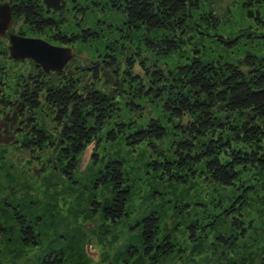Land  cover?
I'll return each instance as SVG.
<instances>
[{"label":"trees","instance_id":"trees-1","mask_svg":"<svg viewBox=\"0 0 264 264\" xmlns=\"http://www.w3.org/2000/svg\"><path fill=\"white\" fill-rule=\"evenodd\" d=\"M199 1L107 0L122 14L124 27L122 40L109 45L111 53L103 57V63L117 69L118 55H124L125 43L133 46L135 42L137 48L142 47L143 54L137 50L138 57L127 59L130 70L117 75L118 88L113 93L95 83L101 78L98 71L93 75L95 80L89 91L80 85L77 77L65 73L59 81L38 82L29 99L30 111L35 117L37 110L46 108L44 112H49L56 134L52 138L44 130L43 122L33 121L27 134L32 138L29 145L54 146L60 141L57 159L63 164L60 172L68 178L76 169L78 155L90 142L98 146L102 140L120 139L128 148L146 145L147 167L161 181L185 184L200 177L225 187L249 188L242 173L248 170L264 173V48L243 51L231 60L219 55L204 57L194 39L210 37L207 31L217 29L219 18L212 9H201ZM17 2L15 15L23 17L37 30L53 27L50 29L53 40L60 43L90 40L84 39L89 37L88 32L68 35L66 30L60 31L58 25L42 13L41 0ZM263 5L264 0H243L247 13L260 22L258 7ZM252 6L256 9L248 8ZM251 34L254 35L239 31L224 37L215 33L212 39L229 50L236 47L243 36ZM186 48L190 49V55L183 53ZM173 54H179L182 60L172 65L166 61L160 64L161 59L166 60ZM136 60L141 73L132 71ZM123 85L126 88L120 93ZM122 98L126 109L134 112V116H121ZM149 105L159 113L148 115L145 108ZM105 157L94 154L93 159L99 164L92 181L95 187H108L110 197L102 204L95 203L92 209L98 206L104 219L116 221L125 212L130 191L122 160L112 155ZM15 175L8 171L5 178L0 177L4 193L8 190L12 194L11 189L21 186ZM2 199L8 214L3 216L17 222L21 241L25 245L37 244L40 235L34 231L33 224L20 215L18 207L11 206V202H21L23 198L13 196L11 200L4 195ZM138 225L141 251L129 250L130 255L140 252L154 257L172 252V243L157 237L156 214L143 215ZM4 230L0 220L1 233ZM193 232V228L190 229V234L194 235ZM232 239L219 235L217 242L228 244ZM46 252L43 260L61 264L62 254L55 256L57 251L50 249Z\"/></svg>","mask_w":264,"mask_h":264},{"label":"rangeland","instance_id":"rangeland-1","mask_svg":"<svg viewBox=\"0 0 264 264\" xmlns=\"http://www.w3.org/2000/svg\"><path fill=\"white\" fill-rule=\"evenodd\" d=\"M78 2L89 8L81 23L100 35L76 42L73 45L75 56L88 63L101 60L111 53L109 45L119 44L122 40V14L110 7L107 0ZM199 3L201 9H212L219 18L217 29L207 31L210 37L196 36L194 39L204 57L219 55L231 60L243 51L264 48V5L258 7L260 22L247 13L243 0H200ZM248 8L256 9L255 6ZM69 17L70 22L62 28L78 31L71 15ZM22 28L26 27L22 25ZM239 31L254 35L243 36V40L229 50L212 39L215 33L228 37ZM134 44L125 43V53L128 51L130 55L137 49L142 55V47L137 48ZM183 53L190 55L191 52L186 48ZM118 59H122V54ZM179 60H182L180 55L173 54L166 60L161 59L160 64L166 61L172 65ZM0 62L7 68L11 85L5 90L8 96L20 75L35 70L32 60L15 61L3 52H0ZM132 71L141 73L139 62L134 64ZM47 74L51 80L57 79L55 72ZM78 78L81 86L95 80L88 71L78 72ZM95 83L99 86L100 81ZM125 88V85L120 86V93ZM125 105L122 98L119 104L121 116H134L135 113ZM145 109L148 115L159 113L152 105ZM46 110H37L36 115L53 138L56 134L52 131L54 123L49 112H44ZM18 137L20 141L25 139L23 134ZM20 141L0 143V177L5 178V172L9 171L17 174L15 176L21 182L20 187L11 189L12 194L8 190L4 193L0 188V220L5 228L4 232L0 231V264H50L42 258L49 249L59 253L55 256L62 254L61 264H106L109 261L113 264H264V173L244 171L242 177L249 187L246 190H241L238 185L225 187L200 177L185 184L161 181L147 167L149 150L146 145L128 148L119 139L102 140L98 146L96 142H90L78 155L76 169L68 178L60 172L63 164L57 159V153L51 155L49 146L32 147ZM94 154L103 159L112 155L123 162L130 196L124 214L116 221L104 219L98 206L92 209L95 203L102 204L110 197L108 187L93 184L99 164L93 159ZM41 166L43 169L36 173L35 169ZM4 195L11 200L13 196L23 198L20 203L10 204L18 207L20 215L33 224L34 231L40 235L37 244L25 245L17 222L3 216L6 213ZM148 213L158 216V239L172 243L173 250L169 254L150 257L139 252L130 255L129 250L141 251L138 224ZM192 228L194 235L190 234ZM219 235L233 239L228 244H221L217 242Z\"/></svg>","mask_w":264,"mask_h":264},{"label":"flooded vegetation","instance_id":"flooded-vegetation-1","mask_svg":"<svg viewBox=\"0 0 264 264\" xmlns=\"http://www.w3.org/2000/svg\"><path fill=\"white\" fill-rule=\"evenodd\" d=\"M61 3V6L59 8H54L53 6H47L43 0H41V4L43 6L42 13L48 18H51L56 25H58V29L60 31H65L66 29L62 28V25L66 24L67 22H70V15L72 20L74 21L77 28H79L78 31H68V35L70 34H77V33H83L88 32L89 37H85L84 39H93L96 38L94 35H100V32L96 31L95 29H90V27L83 26L81 23L82 18H84L87 8L85 5L82 6L78 2V0H59ZM58 2V5L60 3ZM17 0H0V4H7L11 20L8 22L7 26L0 31V52H3V54L6 57H9L12 60L19 61L24 59L32 60L31 58H23V59H15L10 56L9 54V45H10V36L11 35H17V36H24V37H32V38H41L43 40H46L52 44L56 45H62V46H70L73 48V45L76 42H68V43H60L56 40H53L50 38V28L47 30V28L43 30H37L34 25L31 23H28L23 17H18L14 13L15 6L17 5ZM95 4L99 2H93ZM110 7L111 4H108ZM102 7V5H101ZM24 25L26 28H22V25ZM122 28L124 27V21L121 23ZM34 28V29H33ZM27 31H31L32 33L28 34ZM91 33V34H90ZM74 36V35H73ZM121 38L122 35H120ZM78 42V41H77ZM124 53L122 55V59L119 60L118 68H114V65H107L103 63V58L101 60H96L93 62H86L83 59H79L75 56V51L73 48V56L70 58L66 64L59 70H49L45 71L40 65H35L34 72H28L26 75H20V77L17 79L15 83V87L11 90L10 95H6L7 89L10 88V84L8 83L7 78V68L3 63L0 62V143L2 144H9V143H19V137L18 135H25V139L20 141L23 145H29L31 141V136L29 132L32 128V123L39 122L37 115L34 117L32 114V111H30V96L32 92L37 88V83L42 82L44 83V80H51L48 77L47 73L55 72L56 73V80L59 81L62 79V74L65 73L69 76L77 77V80L80 81L78 78V72L81 71H88L92 76L94 75L95 71H98L100 75V83L99 88L101 87L102 83V76L101 71L102 70H108V72L112 75L111 81L109 84L105 85L106 89L105 91H109L113 93L118 88V81H117V75H124L125 72H128L130 68H128L127 59L138 57L137 56V49L133 50V54L130 55ZM138 60H136V63ZM117 71V72H116ZM93 83V82H92ZM91 86V83L87 85H83L82 87H85L86 91H89V88ZM103 89V88H102ZM44 127V126H43ZM55 127V124H53V129ZM46 128L44 127V130ZM52 129V131H54ZM54 134V133H53ZM34 137V136H33ZM8 141H7V140ZM58 142V141H57ZM56 142V143H57ZM55 143V145H56ZM60 144V141H59ZM54 146H49L51 149V155H54L57 153V150L59 148H56L54 150ZM38 148H42L41 146H38Z\"/></svg>","mask_w":264,"mask_h":264},{"label":"water","instance_id":"water-1","mask_svg":"<svg viewBox=\"0 0 264 264\" xmlns=\"http://www.w3.org/2000/svg\"><path fill=\"white\" fill-rule=\"evenodd\" d=\"M43 2L47 6H53L54 8H59L61 6L59 0H43ZM58 2L60 3V5H58ZM10 20L11 16L7 4H0V31L7 26ZM9 54L15 59L31 58L45 71H49L61 69L66 64V62L70 58H72L73 48L70 46L52 44L41 38L11 35ZM101 76V87L103 88V90H105V85L110 83L112 75L108 72V70H102ZM58 145L59 141L56 143L53 152L54 150H56ZM42 169L43 166L38 169H35V172L38 173ZM106 264L113 263L109 261Z\"/></svg>","mask_w":264,"mask_h":264}]
</instances>
